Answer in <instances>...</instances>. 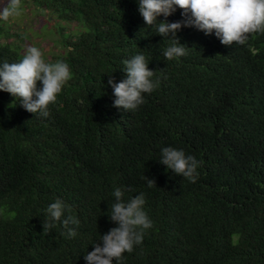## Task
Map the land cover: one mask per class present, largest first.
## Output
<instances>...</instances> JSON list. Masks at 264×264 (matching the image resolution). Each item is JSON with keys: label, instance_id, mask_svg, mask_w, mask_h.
Returning a JSON list of instances; mask_svg holds the SVG:
<instances>
[{"label": "trees", "instance_id": "1", "mask_svg": "<svg viewBox=\"0 0 264 264\" xmlns=\"http://www.w3.org/2000/svg\"><path fill=\"white\" fill-rule=\"evenodd\" d=\"M35 5L52 10L50 24L76 23L59 27L57 60L72 78L48 117L0 91V264H87L117 226L109 217L117 187L131 189L125 202L143 193L153 222L119 264H264V33L226 46L214 32L182 27L188 54L167 60L170 39L145 24L138 0ZM181 12L157 19L180 21ZM11 37L0 20V64L25 53L23 37ZM137 54L160 84L125 111L108 81L126 79L123 61ZM165 147L196 158L195 182L160 162ZM57 198L80 221L70 225L75 237L64 217L44 231Z\"/></svg>", "mask_w": 264, "mask_h": 264}, {"label": "clouds", "instance_id": "2", "mask_svg": "<svg viewBox=\"0 0 264 264\" xmlns=\"http://www.w3.org/2000/svg\"><path fill=\"white\" fill-rule=\"evenodd\" d=\"M177 8L182 10V20L158 21V17L166 18ZM22 10V0H3L0 3V20L18 17ZM138 10L147 26L154 25L158 35L170 39V46L163 52L167 60L188 54L189 47L177 37L182 27H195L205 35L214 32L226 46L233 43L243 45L250 34L264 33V0H138ZM123 63L126 79L115 83L110 78L108 84L114 90L115 107L125 111L135 110L144 103L143 94L158 88L160 80L153 79L155 71L149 69V61L143 54H137ZM71 78L72 72L66 62L46 61L42 51L35 46L27 47L18 62L5 61L0 64V91L18 97L25 110L43 117L50 115L49 105L56 103L58 95ZM38 83L41 86L38 87ZM160 162L191 182H195L198 176V161L183 150L163 148ZM148 184L152 186L155 180L148 179ZM125 190L131 191L130 188L120 187L114 190L116 200L109 217L117 226L101 236L102 245L95 243L94 250L84 256L87 264H113L114 260L119 264L123 254L131 253L135 245L141 244L146 230L153 226L144 209L145 195L140 193L125 202ZM46 211L48 219L44 221V231L55 227V222L64 217L62 224L67 230L66 235L69 238L76 236L75 228L70 225L78 227L80 221L70 214V205L57 198ZM66 212L69 214L66 215Z\"/></svg>", "mask_w": 264, "mask_h": 264}, {"label": "rangeland", "instance_id": "3", "mask_svg": "<svg viewBox=\"0 0 264 264\" xmlns=\"http://www.w3.org/2000/svg\"><path fill=\"white\" fill-rule=\"evenodd\" d=\"M3 0H0L2 3ZM39 0H35L37 4ZM34 3V0H22V14L18 17H12L8 21V25L11 28V40H15L17 35L23 37L19 45L23 48V52L29 46L38 47L46 61L55 62L61 53L63 48L60 47L61 36L59 33V27L64 26L67 32L74 31L76 23H68L60 21L56 16L54 23L50 24L52 10L38 8ZM49 16V18H48Z\"/></svg>", "mask_w": 264, "mask_h": 264}]
</instances>
